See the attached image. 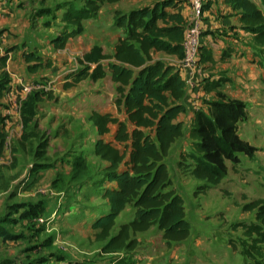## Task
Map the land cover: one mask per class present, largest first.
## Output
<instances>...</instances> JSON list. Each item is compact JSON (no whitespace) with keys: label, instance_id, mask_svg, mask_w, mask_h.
Instances as JSON below:
<instances>
[{"label":"trees","instance_id":"obj_1","mask_svg":"<svg viewBox=\"0 0 264 264\" xmlns=\"http://www.w3.org/2000/svg\"><path fill=\"white\" fill-rule=\"evenodd\" d=\"M68 1L60 18L61 27L51 41L55 50L64 49L70 39L81 35L83 23L95 19L105 4L121 0ZM224 1L240 13L242 29L252 35L264 85V0L262 9L251 0ZM176 9L174 0H161L152 6L114 13L113 25L122 35L115 43L108 70L116 85L115 105L123 108L127 121L97 112L90 116L99 137L93 153L107 162L101 175L115 183L101 193L108 210L99 212L91 224L97 239L103 242L100 251L110 257V264H137L136 234L151 227H157L167 247L190 236L183 198L174 189L165 163L171 147L183 136L177 118L185 112L181 100L186 82L174 66L152 57L154 52L180 60L183 57L186 21ZM25 59L32 63L27 66L29 73H36L42 66L36 55L28 54ZM7 83V77L1 76L0 97ZM245 117L246 105L227 100L221 93H217L216 101L208 103L207 112H196L190 131L191 150L181 153L178 163L198 181L195 197L226 178L227 163L237 166L241 156L253 159L256 148L238 134ZM111 125L116 126L113 139L105 141L103 136L110 132ZM3 147L0 138V157ZM79 165L80 172L87 169L84 163ZM129 206L134 211L132 218L117 226V218ZM242 210L253 212L254 220L238 224L246 238L240 254L251 261L249 264H263L257 258L264 259V202H248Z\"/></svg>","mask_w":264,"mask_h":264},{"label":"rangeland","instance_id":"obj_2","mask_svg":"<svg viewBox=\"0 0 264 264\" xmlns=\"http://www.w3.org/2000/svg\"><path fill=\"white\" fill-rule=\"evenodd\" d=\"M160 1L121 0L117 3L105 4L95 19L84 22V33L72 38L66 50L60 52L63 59L58 68L51 69L48 76L39 78L35 80L36 82L25 81L22 87L31 90L28 93L31 97L36 95V91H46L45 94L47 92L53 94L51 91L56 89L57 86L52 84L54 82L52 78L58 73H64L65 78L70 79L71 82L64 83L63 87L65 89L78 87L83 88L82 90L85 93L87 91L85 89H88L92 83H96L98 84L96 88L100 90V94L106 95V93L114 91V84L111 79H107L109 73L106 66V63L111 59L114 45L122 34L121 30L116 29L113 25L114 13L152 6ZM174 1L177 6L183 4L189 11L191 17L190 20H187L186 30H190L195 25V21L198 22L202 46V28L200 27L202 26L200 24L202 13L197 18L195 13L191 11L189 1ZM68 2V0L42 1L46 5L42 13V19L41 17L37 18V15H35L36 18H31L32 24H34L32 30L37 28V31L32 33L34 38L30 37L31 35L26 29H21L19 33L14 34L17 36L13 34L11 36L8 32H0V38H12L13 42L18 43V45L13 43V45L1 46L0 42V62L3 64L4 58L7 59L12 56L13 59L21 52L24 58L28 54H33L41 58V64L43 60L41 68L37 71L39 74L44 73L45 69L56 66L57 64L54 65L50 58L38 53V50L48 47L51 37L56 35L60 27L61 15L67 8ZM255 3L259 8H263L261 0H255ZM204 7L205 1L203 10ZM14 19L16 20V18ZM42 36H44L43 40ZM37 37L43 41L41 45H30L33 44L32 39ZM28 41L30 43H27ZM25 47H27L26 50ZM29 50L31 52L27 53ZM47 52L55 53L56 51L53 48L47 49ZM47 64H50V67ZM13 67L15 71H18L15 66ZM3 75L7 77L9 83L10 74L2 71L0 77ZM56 82L57 80L54 83ZM58 82H61V80ZM188 84L191 85V82H188ZM39 106L46 108L44 103ZM37 112L39 115L36 123L42 119L44 111L39 110L38 107ZM39 124H35L32 119L27 128L30 131V136L19 146L21 153L29 157L27 163L31 165L28 168L27 176H25L30 188L26 189H30L32 193L36 194L34 198L29 199L28 204L22 205L24 211L20 216L7 214V216H12L13 226L19 224V227H21V219L26 220L24 229L30 232L28 237L31 239L30 247L28 245L29 249L24 250L26 246L24 242L25 245H20L21 247H13L16 252H3L1 250L0 264L112 263L109 256L101 253L103 242L98 240L97 237L93 238L94 235H91L93 231L90 228L85 230L83 225L81 231L68 234L69 227L64 224L75 217L78 211L82 214L78 215L79 219L85 220V224H89V216L92 210L102 208V202L98 196L103 189L91 184L93 178L101 171L102 164L93 157L88 133L85 132L81 136L82 142L79 146L65 150L59 156L60 159L57 160L58 152H56V149L59 150L58 145L56 146L53 143L55 135L41 129V125V128H38L37 125ZM258 133L255 135L253 147L256 148V152L253 159L241 156L240 163L237 166L227 163L228 179L208 189L204 194L195 197L194 191L197 181L193 183L188 181L189 184L187 185L184 184L188 182L180 184L174 175L173 181L178 187L177 193L181 195L184 201L186 219L190 224V236L182 243L167 247L157 227H151L148 231L137 234L136 239L139 245L134 251L137 264H249L251 262L240 254L241 244L244 241L246 242V238L243 236L242 228L238 227V224L249 223L254 220L253 212L242 210L245 204L257 200L264 202V122L263 131L260 130ZM84 142L86 144H83ZM47 162L51 164L52 170H45ZM82 163L86 165L87 169L80 172L79 164ZM55 165L60 166L59 168L63 171L67 168L66 173H61V176L57 175ZM89 167L92 169L93 176L84 175ZM32 169H34V172H31ZM19 181L13 182L14 189L12 192H15L21 186ZM10 184L8 182L7 186ZM81 186L86 188L83 194L77 193ZM50 205H52L51 208L48 207ZM20 206L16 204L7 212H11V210L16 212ZM133 212L130 206L127 207L128 221L131 219ZM125 220V215L121 214L116 221L117 226H119V223H125ZM75 224L79 225V221H75ZM17 237L21 238L23 236ZM46 237L48 238L46 239ZM231 246H235L237 250L234 251ZM3 247L4 245L0 246L1 249ZM71 250L74 252H68ZM257 259L264 264V259Z\"/></svg>","mask_w":264,"mask_h":264},{"label":"crops","instance_id":"obj_3","mask_svg":"<svg viewBox=\"0 0 264 264\" xmlns=\"http://www.w3.org/2000/svg\"><path fill=\"white\" fill-rule=\"evenodd\" d=\"M42 1L43 0H0V32H8L13 36L19 33L21 29H26L31 35L30 37L34 38L32 33L37 31V28L32 30L34 24H32L31 18L37 15V18L41 17L42 19V13L46 8V5L42 3ZM251 1L255 2V0ZM167 11H172V9H167ZM176 12L183 16L186 23L188 19L190 20L191 16L189 11L183 4L177 6ZM14 18H16V20ZM200 24L202 25L200 26L202 28L200 63L195 69H187L179 72L186 82L184 95L181 100L182 105L185 107V112L180 114L177 118V121L182 123L183 136L173 144L165 159L173 187L176 191L178 187L173 181L174 175L180 184H184L188 181L190 183L197 181L190 175L188 170H183L179 167V156L181 153L191 150V143L193 141L190 137V131L196 112H207L208 103L217 100V93L224 95L227 100H238L246 105L245 120L240 122L238 126V134L242 140L254 146L255 135L259 134L258 132H260V130L263 131V69L259 65L258 57L255 56L252 35L242 29L240 13L234 11L231 5L226 4L224 0H205V7L202 12ZM43 37L44 36H42V40ZM54 37H51L48 47L39 49L38 53H42V55H45L44 57L50 58L52 63L57 65L45 69L42 74L38 72H27V65L29 63L25 61L21 52L13 59L12 56L7 59L4 58V61L2 60L3 64L0 62V73L6 71L11 76L10 82L7 84L6 89L2 92L0 97V135L3 137L5 144L0 157V221L4 220L0 222V246L4 245L2 249L0 248V251L2 250L3 252H16L13 247H21L20 245H25V243L26 246L24 250L30 247L31 239L28 238L30 232L24 229L26 220L21 219V227H19V224L13 226V218L11 215L7 216V214L10 213L13 214V216H20L24 211L22 205L28 204L27 202L29 199L34 198L36 194L34 192L32 193L30 189H26L30 188L28 181L25 180V176H27L28 168H30L31 165L27 163L29 157L24 156L19 147L24 143L25 139L30 136V131L27 128L32 119L35 124L40 123L37 125L38 128L42 127L41 129L46 130L47 133L51 132L55 135V137H53V143L56 146L58 145L59 150L57 151L56 149V152H58L56 157L57 160L60 159L59 156L64 153L65 150L79 146L82 142L81 136L85 132L88 133L91 151L93 152L94 144L99 138L96 128L90 121V116L93 112L109 114L120 121H127L123 108L121 107L119 110L115 105V99L117 97L115 88L114 91L108 92L106 95L99 93L100 90L96 88L98 87L96 83H92L88 89H85L87 90L85 93L84 90H82L83 88L69 87L65 89L63 85L66 82L71 83L70 79L65 78L64 73H58L52 78L54 82L56 80L57 82L54 83L51 81L52 84H55L54 86H57L56 89L50 90L53 94L48 92L45 94L46 91H36V95L31 97L30 94L22 90L25 81L33 82L39 78L46 77L50 74L49 72H51V69L58 68L61 64L63 56H61L60 52L66 50L71 39L64 49L55 50V53H48L47 49H53L51 41ZM42 40L39 39V37L32 39L33 44L30 45L39 46L43 42ZM0 42L1 46L13 45V43H15L14 45H18L16 41L13 42L12 38L1 37ZM27 43L30 42L28 41ZM26 49L27 47H25V50ZM30 52L29 50L27 53ZM152 57L153 60H161L167 65L174 66L176 69L180 66V59L174 56L154 52L152 53ZM67 59H69V57H67ZM111 61L112 59L106 63L107 70L108 64ZM13 66H15L18 71H15ZM108 73L107 79H111L109 70ZM190 78L192 79L191 85L187 84V80ZM59 80H61V82H58ZM54 86L52 87L54 88ZM114 87H116L115 84ZM43 103L46 105L45 109L39 106ZM38 107L39 110L44 111V113L42 119L36 123L39 115L37 112ZM115 130L116 126L111 125L110 132L103 136V139L105 141H112ZM83 144H86V142ZM47 157L49 158V156ZM93 157L102 164V169L107 166V162L102 161L99 157L95 156L94 153ZM188 162L191 163L189 159ZM51 167L49 162L45 164V170H52ZM54 167L57 166L55 165ZM59 167H57V175L61 176V173H66L67 168L64 169V172ZM102 169L99 174L93 178L91 184L102 188L103 192L105 188L114 187L115 183L108 182L104 179L101 175ZM31 172H34V169H32ZM88 172H90V174H88ZM228 173L221 183L228 179ZM84 175L93 176L91 167L85 171ZM14 177L15 179L12 180ZM96 177L98 178L95 179ZM17 179L18 181L22 179L19 181L21 186L15 192H12L14 189L13 182H18ZM8 182L11 183L9 186H7ZM189 182L184 185L189 184ZM197 184L198 181L195 186H197ZM85 189V187L81 186L77 193L83 194ZM101 193H99L98 198L102 202V208H94L92 210L89 216V224H85V220L79 219L78 215L82 214L78 211L75 217L69 219L70 221L68 223H64L69 227V230H67L68 234L81 231L84 225L83 227H85V230L90 228L93 231L91 235H94L93 238L95 239L97 231L92 229L91 224L98 216L99 212L108 210L107 203L102 199ZM91 199L93 200V198ZM16 204L21 205L18 211L15 212L11 210V212H7V210L11 209ZM48 207L51 208L52 205ZM126 211L127 208L121 213L125 215V222L129 219ZM75 221H79V225H76ZM120 224L122 223H119V225ZM17 236L23 237L18 238ZM47 238L48 237H46V239ZM68 252L74 251L71 250Z\"/></svg>","mask_w":264,"mask_h":264},{"label":"built area","instance_id":"obj_4","mask_svg":"<svg viewBox=\"0 0 264 264\" xmlns=\"http://www.w3.org/2000/svg\"><path fill=\"white\" fill-rule=\"evenodd\" d=\"M189 1V5H191V11L195 13L196 17L199 18L200 14L203 11L204 1L205 0H187ZM193 13V14H194ZM198 20V19H197ZM194 26L190 30H185L184 39L182 42L183 48V57L180 60V66L178 71L187 70V69H195L199 64L200 60V28L198 22H194ZM188 82H192L190 78L187 80ZM23 91L29 93L31 90L28 88H23Z\"/></svg>","mask_w":264,"mask_h":264}]
</instances>
